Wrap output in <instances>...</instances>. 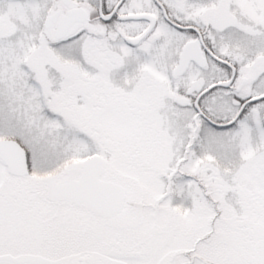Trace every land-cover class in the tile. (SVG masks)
<instances>
[{
    "label": "snow or ice",
    "instance_id": "6c2138e0",
    "mask_svg": "<svg viewBox=\"0 0 264 264\" xmlns=\"http://www.w3.org/2000/svg\"><path fill=\"white\" fill-rule=\"evenodd\" d=\"M0 264H264V0H0Z\"/></svg>",
    "mask_w": 264,
    "mask_h": 264
}]
</instances>
